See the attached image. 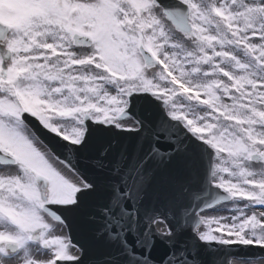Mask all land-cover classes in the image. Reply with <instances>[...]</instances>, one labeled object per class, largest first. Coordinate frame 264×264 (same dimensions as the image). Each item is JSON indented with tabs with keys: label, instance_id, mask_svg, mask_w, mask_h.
I'll list each match as a JSON object with an SVG mask.
<instances>
[{
	"label": "snow or ice",
	"instance_id": "snow-or-ice-1",
	"mask_svg": "<svg viewBox=\"0 0 264 264\" xmlns=\"http://www.w3.org/2000/svg\"><path fill=\"white\" fill-rule=\"evenodd\" d=\"M32 118L68 153L114 130L134 141L109 140L89 175L42 151ZM0 166L14 169L0 175V264H207L213 244L264 248V0H0ZM101 191L87 221L99 251L55 234L50 220L72 227ZM230 201L243 207L201 215Z\"/></svg>",
	"mask_w": 264,
	"mask_h": 264
},
{
	"label": "rangeland",
	"instance_id": "rangeland-1",
	"mask_svg": "<svg viewBox=\"0 0 264 264\" xmlns=\"http://www.w3.org/2000/svg\"><path fill=\"white\" fill-rule=\"evenodd\" d=\"M75 51H76L77 55H85V54H87L90 51V49H88V48H75ZM128 123H131V122L129 121ZM38 147L44 148L41 144H38ZM255 169H256L255 171H257L259 173V171H262L264 168L256 166ZM11 173H14V172H11ZM7 174H10V173H8V172H3V173L0 172V175H7ZM234 206H235V204L231 205L229 210L232 209ZM237 207H243V206H237ZM229 210L224 211V209H222V210L219 211V213L214 211V212H211L210 214H207V215L210 218L212 216H229V215L233 214L231 211L229 212V214H226ZM234 264H264V262H260V263H255V262L254 263L235 262Z\"/></svg>",
	"mask_w": 264,
	"mask_h": 264
}]
</instances>
